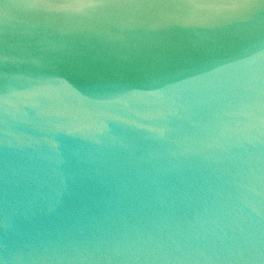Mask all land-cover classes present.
<instances>
[{"label": "water", "instance_id": "obj_1", "mask_svg": "<svg viewBox=\"0 0 264 264\" xmlns=\"http://www.w3.org/2000/svg\"><path fill=\"white\" fill-rule=\"evenodd\" d=\"M0 264H264V0H0Z\"/></svg>", "mask_w": 264, "mask_h": 264}]
</instances>
